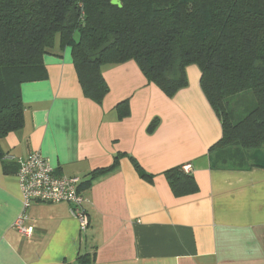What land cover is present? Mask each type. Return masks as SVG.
Returning <instances> with one entry per match:
<instances>
[{"label": "crops", "instance_id": "crops-1", "mask_svg": "<svg viewBox=\"0 0 264 264\" xmlns=\"http://www.w3.org/2000/svg\"><path fill=\"white\" fill-rule=\"evenodd\" d=\"M43 63L46 80L21 87L23 128L0 142V264H76L82 254L90 264H264V168L215 163L221 125L197 66L186 67L187 86L172 97L133 61L103 66L109 91L98 105L83 96L69 49H53ZM35 152L57 174L81 179L85 232L67 203L24 208L16 172L2 165ZM187 165L197 191L176 196L163 173ZM19 216L28 236L13 227Z\"/></svg>", "mask_w": 264, "mask_h": 264}, {"label": "trees", "instance_id": "trees-1", "mask_svg": "<svg viewBox=\"0 0 264 264\" xmlns=\"http://www.w3.org/2000/svg\"><path fill=\"white\" fill-rule=\"evenodd\" d=\"M118 1L121 8L111 0H0V142L23 128L22 85L46 80L44 56L69 49L83 96L98 105L109 91L103 66L133 61L167 97L187 86L186 67L197 66L200 88L221 125L210 149L215 163L236 168L250 161L264 168V154L250 155L264 148V0ZM244 92L255 105L233 121L230 100ZM127 103L116 106L120 118L128 115ZM154 127L155 121L149 131ZM3 155L0 145V161ZM131 161L139 177L151 180ZM2 166L5 174L17 170ZM163 174L176 196L197 191L182 166ZM90 261L82 254L76 264Z\"/></svg>", "mask_w": 264, "mask_h": 264}, {"label": "built area", "instance_id": "built-area-1", "mask_svg": "<svg viewBox=\"0 0 264 264\" xmlns=\"http://www.w3.org/2000/svg\"><path fill=\"white\" fill-rule=\"evenodd\" d=\"M4 161L15 163L17 171L15 177L22 196L24 208L32 203H67L72 215L77 219L79 229L85 232L89 226L88 214L85 205L89 200L81 193V179L67 177L56 173V169L40 153H31L23 159L5 156ZM186 173L190 166H184ZM23 235H29L31 229L23 226V216H19L14 224Z\"/></svg>", "mask_w": 264, "mask_h": 264}, {"label": "rangeland", "instance_id": "rangeland-1", "mask_svg": "<svg viewBox=\"0 0 264 264\" xmlns=\"http://www.w3.org/2000/svg\"><path fill=\"white\" fill-rule=\"evenodd\" d=\"M230 103L229 110L231 116H233V121L242 118L248 112V110H250L255 105L251 92H244L241 95L232 98ZM262 154H264V148L260 151L253 150L250 153L251 158H261Z\"/></svg>", "mask_w": 264, "mask_h": 264}, {"label": "water", "instance_id": "water-1", "mask_svg": "<svg viewBox=\"0 0 264 264\" xmlns=\"http://www.w3.org/2000/svg\"><path fill=\"white\" fill-rule=\"evenodd\" d=\"M111 4L117 6L118 8H121V3L118 0H111Z\"/></svg>", "mask_w": 264, "mask_h": 264}]
</instances>
